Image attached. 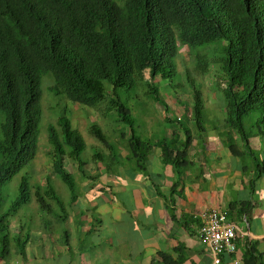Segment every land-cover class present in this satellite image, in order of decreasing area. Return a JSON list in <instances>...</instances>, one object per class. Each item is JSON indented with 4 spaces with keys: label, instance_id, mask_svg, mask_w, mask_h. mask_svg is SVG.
Masks as SVG:
<instances>
[{
    "label": "trees",
    "instance_id": "16d2710c",
    "mask_svg": "<svg viewBox=\"0 0 264 264\" xmlns=\"http://www.w3.org/2000/svg\"><path fill=\"white\" fill-rule=\"evenodd\" d=\"M217 43H221L219 56L226 76L225 87L218 86L227 99L224 135L230 150L237 154L233 148L237 133L253 157L256 153L249 145L252 132H247L244 119L258 112L259 134H264V0H0V260L13 248L24 255L31 239L30 229L24 238L20 236L24 231L20 225L13 234L11 218L32 201L33 186L25 169L31 167L39 150L45 80L52 82L54 97L94 108L110 120V126L113 121L117 124L114 133L124 131L116 143L126 155L119 158L121 151L116 153L109 142L112 136L97 122L90 123L91 135L111 151L107 154L98 146L101 152L93 155L96 165L99 162V175H93L85 168L84 141L72 121L60 113L49 125L51 174L69 188L71 206L79 196V185L67 168L71 160L92 180V186L101 172L110 174L119 164L125 165L126 157L144 163L153 147L162 149L165 163L178 168L192 141V135L187 134H192L191 128L177 116L167 115V126L175 132L155 140L158 134H146L143 118L130 109L128 96L137 90L140 98L138 88L144 82L148 95L164 107L152 106V110L171 111L162 98L158 78L174 83L181 47L195 55ZM194 93L191 118L204 127L199 123L202 92L195 89ZM148 108H143V113ZM178 130L187 134L183 150H179ZM20 172L19 192L5 209L2 188ZM35 195L41 212H52L46 199L50 198L58 206L57 220L66 222L68 206L50 177L44 188L36 186ZM62 235L68 238V231Z\"/></svg>",
    "mask_w": 264,
    "mask_h": 264
},
{
    "label": "crops",
    "instance_id": "0c3cea01",
    "mask_svg": "<svg viewBox=\"0 0 264 264\" xmlns=\"http://www.w3.org/2000/svg\"><path fill=\"white\" fill-rule=\"evenodd\" d=\"M177 110V118L192 130L187 133L192 141L186 154L180 153L183 159L178 168L165 163L160 147H153L144 163L126 157L123 161L133 165L129 169L119 164L115 172H101L94 186L91 182L81 186L79 191L89 198L83 208L68 206V219L61 224L62 231H68V238L61 235L65 248L53 250L40 237L41 244L31 250L30 239L24 255L14 249V256L0 264H216L198 234L204 214L215 208L227 212L238 234L237 253L223 255L220 264H264V144L260 128L250 135L249 145L256 155L246 152L237 133L233 135L234 154L224 135V123L209 128L198 125L196 129L186 112ZM149 111L142 114L149 116ZM155 111L164 114L163 120L172 114ZM149 118L153 119L144 118L142 124L148 131L152 127L148 122H153ZM165 130L167 136L175 132L172 126ZM178 132L179 150H183L187 134ZM95 194L98 198L94 200ZM80 210H85V215H78Z\"/></svg>",
    "mask_w": 264,
    "mask_h": 264
},
{
    "label": "rangeland",
    "instance_id": "374dc122",
    "mask_svg": "<svg viewBox=\"0 0 264 264\" xmlns=\"http://www.w3.org/2000/svg\"><path fill=\"white\" fill-rule=\"evenodd\" d=\"M220 48L221 43H217L212 48L206 49L199 54L192 55L189 48H187L186 46L181 47L180 56L177 58L178 76L175 77L174 83L172 84L170 80H167L171 83L169 84L167 83V81L158 78L159 83H157L158 86L160 85L162 98L163 100L167 101V104L170 107L169 109L172 113L170 114V117L175 118L178 115L177 112L175 114V108L176 110L180 109V114L186 112V118H190L192 120L193 126L197 129V121L194 120V118H191V116L194 115V96H196L194 92L196 89L199 90V92H202V96L199 99V102H202V108L200 109L201 117L199 118V123H202L203 126H206V128L223 124V117L225 118L226 116L225 106L227 104V99L225 91L221 90V88H218V86L224 88L226 83V76L221 69L222 62L220 61L221 58L219 56ZM187 74L190 75L189 78H187ZM144 77L148 79L149 73L146 72V74H144ZM47 78H50V76H46L45 79ZM192 84L194 85V88L192 87ZM44 85L45 87L41 101V105H43V114L40 121L39 150L36 158L32 162L31 167L25 169V171H28L30 173L28 176L30 178L31 185L33 186L32 201L30 202V204L24 205L18 210L17 214L15 215L16 217L11 218V221H13L11 225L14 227L13 234L18 232L17 229L20 228L19 225L24 229L22 235H20L22 238L25 237V235L28 233V229H30L29 231L31 232V241L33 242L29 243V249L36 250V246L38 244H41L38 240L40 237H42V242L46 241L47 244H51L53 250L55 249L56 251H58L59 246L63 247L61 238L63 226L61 225V223H58L56 215H54L56 212L55 210L58 209V206L52 199L46 198L50 202L53 210L52 212H41L35 195L36 186L40 185L44 188L46 185V178L50 177L51 183L54 185L58 195L63 198L67 206H70L69 199L71 196V192L69 191V188L59 177H55L51 174V157L48 154L47 150V147L49 146L47 139L49 125L56 122L60 113H62V116H65L72 121L75 129H77L82 135L84 141L82 159L84 161H88L87 167L85 168H88L89 172H98L97 166H99V162H97L96 165V161L93 155L94 153L96 154L98 152H101V150L98 149V146H100L102 151L107 154L111 152L110 150L106 151L108 150V148L91 135V133L89 132L90 123H92L93 121L97 122L100 126H102V129L105 132H108L112 136L109 138V142L115 146L113 149L116 153H119V151H121V153L124 152L123 147L116 143L117 138L119 137V133L124 131H118V133H114L117 131L115 130V128H117V124L113 121L114 116H111L113 126H110L108 124L110 120L101 112L96 111L94 108H89L72 103L67 98H62V96H58L61 97L60 99H58L57 96L54 97V95L50 92V87L52 85V82L50 80H45ZM138 90L140 98H138L137 90L131 91L128 96L130 109L132 111L136 110L137 112H139L141 118L143 119L148 117L153 118H149V120H153V122H148L150 125H152L150 130L148 131L145 128L144 129L146 130V133L148 132L152 137L158 134V139L155 140H160V136L162 134L166 135L167 133V131L165 130L167 127V123L166 120L162 119L164 114L156 113L154 110H152L151 107H164L159 104L156 105L153 98L148 95L147 86L144 82L141 83V86H139ZM147 106H149L150 109L149 113L151 112L149 116L142 114L143 108H146ZM136 117L138 116L136 115ZM258 119V112L251 113L245 117L244 125L247 132L258 131ZM145 123L147 124V121H145ZM260 142L263 146L264 134H261ZM155 143L156 142H154L153 144ZM120 155L122 154H118L119 158ZM130 164V161L126 162L125 166L128 167L126 169H129L131 167L132 164ZM67 166L68 170L73 174V177L76 180L77 184L80 186V188H78L79 186H77L79 193L78 199L72 205L77 208H83L86 205V201H88L89 197L88 195L85 196V194L82 195L81 193H83V191H79V189L81 190V186H83L84 183L90 182V180H88L81 174L78 169V164L73 160H71L67 164ZM21 175L22 172L15 175L12 180L6 183L2 188L1 193L5 209H7V207L12 203L19 192ZM92 198H94L95 200L98 198V195L95 194V196H92ZM90 201H92V199ZM80 214L85 215V210H80L78 215ZM81 217L82 216H80V218ZM49 222H51V226H49ZM69 229L71 231L72 228L69 227ZM79 231L80 230L77 227L78 235ZM11 256L13 257L14 254H10L6 258V260Z\"/></svg>",
    "mask_w": 264,
    "mask_h": 264
},
{
    "label": "built area",
    "instance_id": "2783aa9c",
    "mask_svg": "<svg viewBox=\"0 0 264 264\" xmlns=\"http://www.w3.org/2000/svg\"><path fill=\"white\" fill-rule=\"evenodd\" d=\"M199 237L210 249L216 264L221 263L225 254H236L237 227L228 219L227 212L211 209L203 216V223L198 231ZM239 263V261H235Z\"/></svg>",
    "mask_w": 264,
    "mask_h": 264
},
{
    "label": "clouds",
    "instance_id": "9594fccd",
    "mask_svg": "<svg viewBox=\"0 0 264 264\" xmlns=\"http://www.w3.org/2000/svg\"><path fill=\"white\" fill-rule=\"evenodd\" d=\"M42 114H43V110H42ZM41 117H42V116H41ZM92 173L94 174V172H92ZM97 173H98V172H97ZM55 177H56V176H55ZM99 178H100V176H99ZM87 179H88V178H87ZM88 180H89V179H88ZM98 180H99V179H98ZM98 180H97V181H98ZM90 182L92 183V180H90ZM90 182H89V183H90ZM79 188H80V186H79ZM224 212H225V211H224ZM227 215H228V214H227ZM230 255H235V254H230ZM221 260H222V259H221Z\"/></svg>",
    "mask_w": 264,
    "mask_h": 264
}]
</instances>
